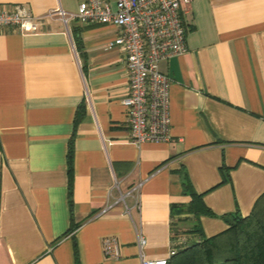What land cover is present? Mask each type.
Returning <instances> with one entry per match:
<instances>
[{
	"label": "crops",
	"instance_id": "0c3cea01",
	"mask_svg": "<svg viewBox=\"0 0 264 264\" xmlns=\"http://www.w3.org/2000/svg\"><path fill=\"white\" fill-rule=\"evenodd\" d=\"M80 1L0 7L41 15ZM186 10L187 52L159 63L172 139L139 146L122 103L125 55L109 47L115 25L0 30V264H139L168 257L174 236L209 238L251 213L264 194V0H193ZM187 179L215 215L173 214L191 201ZM111 235L118 258L104 253Z\"/></svg>",
	"mask_w": 264,
	"mask_h": 264
},
{
	"label": "built area",
	"instance_id": "2783aa9c",
	"mask_svg": "<svg viewBox=\"0 0 264 264\" xmlns=\"http://www.w3.org/2000/svg\"><path fill=\"white\" fill-rule=\"evenodd\" d=\"M193 0H81L74 12L61 7L44 14H34L23 4L0 7V30L15 28L22 33H40L48 19L68 24L80 20L86 24H113L118 34L109 47H119L125 55L128 74L127 93L122 99L127 110L130 141L168 142L171 135L170 78L161 72L159 63L188 50L187 28L184 14ZM183 239H173L169 256L147 258L139 264H172L175 244ZM139 246L146 244L138 237ZM104 253L118 258L120 241L115 235L103 239Z\"/></svg>",
	"mask_w": 264,
	"mask_h": 264
},
{
	"label": "trees",
	"instance_id": "16d2710c",
	"mask_svg": "<svg viewBox=\"0 0 264 264\" xmlns=\"http://www.w3.org/2000/svg\"><path fill=\"white\" fill-rule=\"evenodd\" d=\"M80 46V41H77ZM84 110H79L75 124L82 118ZM73 140L70 142L67 163L69 193L73 185ZM184 192L191 196L187 205L172 204L173 214L192 213L196 216H213L215 213L206 205L202 194L193 188L187 179ZM231 226L219 235L202 240L186 241L175 244L176 253L172 264H264V194L255 203L247 216L233 214ZM76 228L74 225L70 230ZM179 235L177 232L175 235ZM175 239L176 236H174ZM76 264H79L78 258Z\"/></svg>",
	"mask_w": 264,
	"mask_h": 264
}]
</instances>
